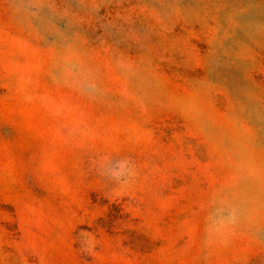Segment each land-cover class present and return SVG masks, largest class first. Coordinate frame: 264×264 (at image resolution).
Returning a JSON list of instances; mask_svg holds the SVG:
<instances>
[{
  "label": "rangeland",
  "instance_id": "rangeland-1",
  "mask_svg": "<svg viewBox=\"0 0 264 264\" xmlns=\"http://www.w3.org/2000/svg\"><path fill=\"white\" fill-rule=\"evenodd\" d=\"M0 264H264V0H0Z\"/></svg>",
  "mask_w": 264,
  "mask_h": 264
}]
</instances>
